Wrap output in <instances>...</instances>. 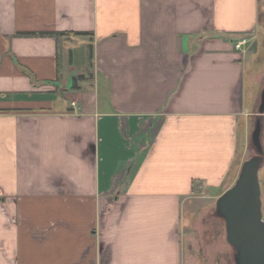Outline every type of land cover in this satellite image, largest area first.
<instances>
[{
    "label": "crops",
    "instance_id": "crops-1",
    "mask_svg": "<svg viewBox=\"0 0 264 264\" xmlns=\"http://www.w3.org/2000/svg\"><path fill=\"white\" fill-rule=\"evenodd\" d=\"M263 49L264 0H0V264H222Z\"/></svg>",
    "mask_w": 264,
    "mask_h": 264
},
{
    "label": "water",
    "instance_id": "water-1",
    "mask_svg": "<svg viewBox=\"0 0 264 264\" xmlns=\"http://www.w3.org/2000/svg\"><path fill=\"white\" fill-rule=\"evenodd\" d=\"M263 111L264 90L258 107L259 114ZM261 128V119L257 117L251 132V143L260 155L264 153ZM259 166L258 157L245 160L234 184L216 200V214L224 221L226 240L234 250L235 264H264Z\"/></svg>",
    "mask_w": 264,
    "mask_h": 264
},
{
    "label": "rangeland",
    "instance_id": "rangeland-1",
    "mask_svg": "<svg viewBox=\"0 0 264 264\" xmlns=\"http://www.w3.org/2000/svg\"><path fill=\"white\" fill-rule=\"evenodd\" d=\"M262 57L264 58V49L262 51ZM253 157H258L260 159V166L258 169V178H259V184H260V190H261V216L262 220L264 221V153L260 155L255 148L253 147L251 143V153L245 157L244 160H248ZM234 184V183H233ZM233 184H231L229 187H223L218 190V193L214 191V197L209 200H205V198L200 201H196L194 203L195 209L199 208V210H205L208 211L210 216L214 219H216L219 222L217 235L215 239L217 238V241L219 240L224 247H226V251L220 250V259L222 264H235L234 263V250L233 248L228 244L226 240V233H225V224L221 217H219L216 214V200L218 197L227 189H229ZM224 190V191H223ZM214 228V226H213ZM214 240V239H213Z\"/></svg>",
    "mask_w": 264,
    "mask_h": 264
},
{
    "label": "built area",
    "instance_id": "built-area-1",
    "mask_svg": "<svg viewBox=\"0 0 264 264\" xmlns=\"http://www.w3.org/2000/svg\"><path fill=\"white\" fill-rule=\"evenodd\" d=\"M247 42H248V39L244 37L234 43V48L236 50H242L244 46L247 44Z\"/></svg>",
    "mask_w": 264,
    "mask_h": 264
},
{
    "label": "trees",
    "instance_id": "trees-1",
    "mask_svg": "<svg viewBox=\"0 0 264 264\" xmlns=\"http://www.w3.org/2000/svg\"><path fill=\"white\" fill-rule=\"evenodd\" d=\"M80 35H83V34H80ZM55 36H56V40H57V47L59 49H61L62 38L65 36H68V33H57V34H55ZM73 85L75 87V80H73Z\"/></svg>",
    "mask_w": 264,
    "mask_h": 264
}]
</instances>
